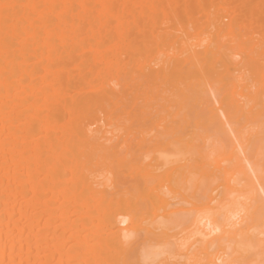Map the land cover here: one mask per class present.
I'll return each mask as SVG.
<instances>
[{
    "label": "bare ground",
    "instance_id": "obj_1",
    "mask_svg": "<svg viewBox=\"0 0 264 264\" xmlns=\"http://www.w3.org/2000/svg\"><path fill=\"white\" fill-rule=\"evenodd\" d=\"M155 1L165 5L157 21L147 17L146 23L165 31L167 0H148ZM257 2L231 0L235 7L221 16L230 24L224 26L231 28L237 5L247 3L257 11ZM4 4L17 7L5 14ZM135 5L136 0H0V264H121L129 258L153 264L161 249L168 254L159 256V264L201 259L227 264L237 253L246 264H264V176L256 167L264 104L235 99L236 93L243 97L237 91L243 79L231 55L209 45L189 52L185 42L167 33L142 53L147 64L141 70L136 49H129L113 71L102 68L106 52L113 58L123 55L118 48L106 51L113 36L126 45L137 39V17L129 14ZM83 36L90 40L84 43ZM181 42L178 48L188 55L170 64L166 51ZM154 55L159 56L156 69H147ZM138 71L147 85L177 77L199 91L189 95L192 101L168 104L157 102V91L139 104ZM76 76L89 87L115 77L127 82L117 91L109 86L92 93L70 90L69 112L57 114L56 96ZM205 85L231 88L220 97ZM40 89L53 102L40 103ZM122 99L127 117L115 126L110 111ZM234 115L243 117L247 132L240 145L225 130V117L232 121ZM209 118L223 132L227 151L201 133ZM48 154L52 163H46ZM190 182L212 193L223 191L208 197L215 201L211 216L173 221L175 213L193 211L170 208L177 198H186ZM241 194L247 199L241 201Z\"/></svg>",
    "mask_w": 264,
    "mask_h": 264
},
{
    "label": "rangeland",
    "instance_id": "obj_2",
    "mask_svg": "<svg viewBox=\"0 0 264 264\" xmlns=\"http://www.w3.org/2000/svg\"><path fill=\"white\" fill-rule=\"evenodd\" d=\"M258 1L261 3L258 4L257 2L255 4V7L257 6L259 8V10H257L258 12L255 8L253 9V7H251V5L249 6L247 3L246 5L245 3L244 5L243 3L237 5L236 13L233 14L235 17L232 16L231 18V20L233 19L232 26L228 30L226 26L230 25L229 21L226 19H221V16L223 15L224 11H227L233 6H230L231 0H167L166 5L168 20L166 29L164 31L159 29V27L162 26H155L154 30L151 29L146 23V20L147 17H150L151 19L157 21L159 19V12L163 9L165 4L161 1H155L151 5L148 0H136V5L133 11L129 12V14H135L137 17L139 29L137 39L134 42L126 45V43L121 42L117 36H113L106 45V51H113L118 48L117 50H120L123 55L115 56L113 58L110 56L109 52H106L102 58V68L113 71L112 66L123 60V56L128 54L129 49H136V52L134 53L136 56L135 64L137 63L140 67L139 70H141L142 65L145 67V63L147 64V59H145L143 56L144 52L151 49L152 46L158 42L157 37L159 34L167 33L171 36V39L173 36V39L176 37L178 41H182L183 43L185 42L187 45L186 48H189V52L202 50L204 46L209 45L212 49L218 48V50L223 54L229 56L231 55L233 57L231 58L234 59L232 61H236L235 63L238 62L236 68L238 69L239 66V69L241 68L239 72L240 74L237 75L243 79V82L239 83L240 85L242 84L243 87H237L238 89L236 88L237 91L243 95V97L237 98L236 93L235 99L251 102L261 101L264 104V76L261 78L258 76L260 71L264 72V0ZM257 4L260 5V7ZM240 5H243L242 9ZM234 7L235 5L233 8ZM219 21L224 28L217 26ZM84 37V43L90 40L89 36H83V38ZM182 42L180 44L176 43V45H178L175 47H170V45V48L166 51V53L169 55L170 64L176 63L180 60L182 61L185 56L188 55V53H185L184 50L182 51V47L181 51L180 48H178L183 45ZM198 43L201 45L197 46ZM183 49H185V47ZM78 58H81V56L76 57L74 62L77 61ZM158 59L159 56L154 55L151 58V63H149L152 65H148V68H146L149 69L150 67L151 69L153 67V69H156L154 64L158 62ZM251 60H253L254 63L250 62ZM153 69L151 71L149 70V72L153 73ZM136 76L137 87L135 89V93H137L136 99L139 104L143 101H148L151 99L155 93H157V91L159 92L157 102L164 104L180 101H192L189 95L193 94V91H199V88H195L196 86H193L192 82L185 81L177 77H170V79L165 82L161 81L159 78L156 80H151V82L149 80V84L147 85V83H145L147 81L145 80L144 82V79H142L139 71L137 72ZM74 79L75 81L73 83L66 82L64 85H62L60 92L56 96L55 101L58 104L55 106L54 111H56L57 114L65 115L69 112L71 106L68 104V93L70 90L74 94H80L83 92L92 93L98 92L102 87L109 86L117 91L118 89H121L124 83L127 82L121 77H115L114 79L91 82L89 87L86 85V81H84L81 76H76ZM201 85L204 88V84ZM206 86L207 85H205V87ZM208 86L206 87V90L209 88L208 90H210V92L212 91L215 94H220V97H223L222 95H225L226 92L228 93L229 88H231L229 87L226 91L225 88L220 89V87L217 85ZM202 90L204 91L205 89ZM47 93V91L41 89L39 90L40 103H43L42 100L49 102L53 99L52 95L50 97L45 96ZM123 102V99L118 101V107L110 111L111 118L115 119L117 122L115 126H119L120 121H124L127 117V110L124 108V106H122ZM166 120L169 121V117ZM44 125L45 123L41 122L39 127H43ZM172 126H175V123H173ZM146 127H152V125L147 124ZM120 132L123 131L120 130ZM52 134L56 135L57 137L60 136L54 132ZM122 137L125 138L124 135ZM172 146L175 148V145ZM53 160L54 159L52 156L48 154L46 157V163L48 161L52 163ZM66 187H68V185H66Z\"/></svg>",
    "mask_w": 264,
    "mask_h": 264
},
{
    "label": "snow or ice",
    "instance_id": "obj_3",
    "mask_svg": "<svg viewBox=\"0 0 264 264\" xmlns=\"http://www.w3.org/2000/svg\"><path fill=\"white\" fill-rule=\"evenodd\" d=\"M2 7L5 10V14H7L9 9H12L14 7H17L15 5H10V4H4ZM220 116H225L224 112L219 113ZM224 125H225V130L228 132H231V140L234 141L236 145H240L242 142V138H246L247 132L243 128V117L240 116H235L232 121H229L226 117L224 119ZM235 130H239V135H237V132ZM202 134H207L210 136L212 139H216L217 143L223 147L225 151L229 149V144L227 141L223 140V132L217 127L215 123L214 118H209L207 128H202L201 129ZM261 153L260 156L258 157L257 160V165L256 167L259 170V173L261 176H264V137H262L261 141ZM242 152L243 149H240ZM251 146L249 147V152H251ZM241 188H243V185H240ZM186 191V198L180 199L177 198L175 203L170 205V208L172 207H179V208H186V209H193L192 212H181V213H175L172 217L173 221H181L188 219L190 216H195V215H208L211 216V203H215V201H212L211 203L209 202V195L214 194L218 195L220 194L223 189H217L216 193H212L211 189L207 188L206 185H200L198 188L194 187L193 184L190 182L187 188L185 189ZM233 195H236V193H233ZM239 199L241 201L247 199V197L243 194L239 196ZM260 205H261V214L264 215V188L261 189L260 192ZM163 221V218L161 217L160 220L156 221V223H161ZM150 220L145 221V226H150L151 225ZM217 232L220 231V227L218 226L216 229ZM125 241L129 239L128 234H125L124 237ZM206 240L207 237H204ZM262 244H264V240L261 241ZM133 254V250L129 249V256ZM168 254L167 249H161L160 252L157 254L156 260L153 261V264H159V256L160 255H165ZM121 264H135V262L129 258L126 261H122ZM191 264H207V261L201 259V260H196L191 262ZM227 264H246V261L242 258H240L239 253H237L234 257H230L229 260L227 261Z\"/></svg>",
    "mask_w": 264,
    "mask_h": 264
}]
</instances>
